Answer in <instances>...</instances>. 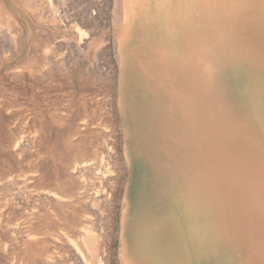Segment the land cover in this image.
<instances>
[{"label":"bare ground","instance_id":"1","mask_svg":"<svg viewBox=\"0 0 264 264\" xmlns=\"http://www.w3.org/2000/svg\"><path fill=\"white\" fill-rule=\"evenodd\" d=\"M262 7L264 0H122L118 58L124 64L127 53L132 76L124 77L131 100L123 114L135 177L121 248L127 264H264ZM213 55L232 75H247L242 95L233 94L240 110L226 104V87H212ZM109 125L105 113L84 111L80 147L89 136L96 154L109 147ZM93 174L80 164V204L96 201L87 193Z\"/></svg>","mask_w":264,"mask_h":264},{"label":"rangeland","instance_id":"2","mask_svg":"<svg viewBox=\"0 0 264 264\" xmlns=\"http://www.w3.org/2000/svg\"><path fill=\"white\" fill-rule=\"evenodd\" d=\"M122 12V0H0V264H127L135 177ZM221 58L212 56V87H226V104L240 110L233 94L242 95L247 75H232ZM88 110L110 121L112 144L99 156L90 136L80 147ZM82 163L97 176H88L96 199L88 206L80 204Z\"/></svg>","mask_w":264,"mask_h":264}]
</instances>
